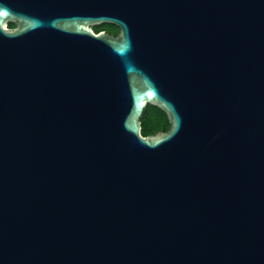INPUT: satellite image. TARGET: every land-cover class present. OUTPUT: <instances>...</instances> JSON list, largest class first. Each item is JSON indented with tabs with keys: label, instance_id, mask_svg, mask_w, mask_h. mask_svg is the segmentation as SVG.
Segmentation results:
<instances>
[{
	"label": "water",
	"instance_id": "obj_1",
	"mask_svg": "<svg viewBox=\"0 0 264 264\" xmlns=\"http://www.w3.org/2000/svg\"><path fill=\"white\" fill-rule=\"evenodd\" d=\"M0 264H264V0H0Z\"/></svg>",
	"mask_w": 264,
	"mask_h": 264
},
{
	"label": "trees",
	"instance_id": "obj_2",
	"mask_svg": "<svg viewBox=\"0 0 264 264\" xmlns=\"http://www.w3.org/2000/svg\"><path fill=\"white\" fill-rule=\"evenodd\" d=\"M141 133L153 135L158 131H167L170 127L166 114L156 106L148 105L141 116Z\"/></svg>",
	"mask_w": 264,
	"mask_h": 264
},
{
	"label": "flooded vegetation",
	"instance_id": "obj_3",
	"mask_svg": "<svg viewBox=\"0 0 264 264\" xmlns=\"http://www.w3.org/2000/svg\"><path fill=\"white\" fill-rule=\"evenodd\" d=\"M8 28H14L15 25L13 23H8ZM90 28L94 33H99V32H105L113 36H118L120 33V27L116 24L112 23H99V24H90Z\"/></svg>",
	"mask_w": 264,
	"mask_h": 264
},
{
	"label": "rangeland",
	"instance_id": "obj_4",
	"mask_svg": "<svg viewBox=\"0 0 264 264\" xmlns=\"http://www.w3.org/2000/svg\"><path fill=\"white\" fill-rule=\"evenodd\" d=\"M7 26V25H6ZM8 27V26H7Z\"/></svg>",
	"mask_w": 264,
	"mask_h": 264
}]
</instances>
